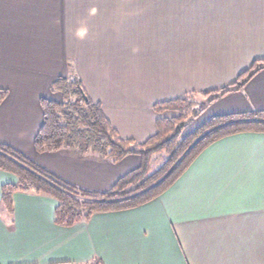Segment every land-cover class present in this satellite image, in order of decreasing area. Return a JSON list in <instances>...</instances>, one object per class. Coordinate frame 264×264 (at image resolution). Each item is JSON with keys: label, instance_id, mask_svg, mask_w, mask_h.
I'll return each mask as SVG.
<instances>
[{"label": "crops", "instance_id": "obj_1", "mask_svg": "<svg viewBox=\"0 0 264 264\" xmlns=\"http://www.w3.org/2000/svg\"><path fill=\"white\" fill-rule=\"evenodd\" d=\"M255 61H264V0H0V143L77 188L107 192L138 156L34 150L39 101L59 97L57 78L76 77L118 135L141 144L156 132L155 104L218 93ZM209 98L201 121L264 111V68ZM14 182L0 171V197ZM55 206L17 192L9 211L0 198V264H264V134L211 144L142 206L72 227L55 223Z\"/></svg>", "mask_w": 264, "mask_h": 264}, {"label": "trees", "instance_id": "obj_2", "mask_svg": "<svg viewBox=\"0 0 264 264\" xmlns=\"http://www.w3.org/2000/svg\"><path fill=\"white\" fill-rule=\"evenodd\" d=\"M263 68L264 61H255L230 87L202 96H211L207 102H212L227 93L237 92ZM50 92L58 95L59 100L41 98L39 101L42 123L33 141L37 153L74 149L82 155L97 154L112 163L128 155H136L140 159L139 167L119 178L110 190L91 192L59 179L0 143V171L15 178L14 183L1 187L3 206L10 211L12 195L17 192L50 197L56 202L54 221L62 227L84 222L93 214L142 206L162 195L211 144L237 134H264V111H251L213 117L183 137L187 119L198 116L205 106L199 110L192 109L184 99L192 95L189 94L155 104L153 111L158 116L156 132L138 144L118 135L104 117L100 105L87 97L76 77L57 78L51 84ZM6 94L5 90H0V103ZM164 112L179 115L166 119Z\"/></svg>", "mask_w": 264, "mask_h": 264}, {"label": "rangeland", "instance_id": "obj_3", "mask_svg": "<svg viewBox=\"0 0 264 264\" xmlns=\"http://www.w3.org/2000/svg\"><path fill=\"white\" fill-rule=\"evenodd\" d=\"M188 104L191 105L192 109L195 110H199L200 108H202L205 103H206V98L201 97V96H195V95H191V96H187L184 98ZM55 101L59 100V97H55L54 98ZM186 113V112H185ZM179 114L176 112H167V114H165L166 119H171V118H175L177 117ZM200 115V114H199ZM196 116V117H191L187 119V122L183 128L182 131V136H187L189 134H191L195 129H197L198 127H200L203 123H205L206 121H201L202 119H204V117L201 115L200 116ZM160 164V161L159 163ZM156 167V166H155Z\"/></svg>", "mask_w": 264, "mask_h": 264}, {"label": "water", "instance_id": "obj_4", "mask_svg": "<svg viewBox=\"0 0 264 264\" xmlns=\"http://www.w3.org/2000/svg\"><path fill=\"white\" fill-rule=\"evenodd\" d=\"M85 99V98H84Z\"/></svg>", "mask_w": 264, "mask_h": 264}]
</instances>
